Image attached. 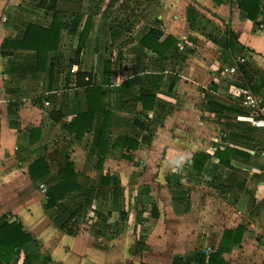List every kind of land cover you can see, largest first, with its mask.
Segmentation results:
<instances>
[{"label": "crops", "instance_id": "crops-1", "mask_svg": "<svg viewBox=\"0 0 264 264\" xmlns=\"http://www.w3.org/2000/svg\"><path fill=\"white\" fill-rule=\"evenodd\" d=\"M104 1L108 14L89 9ZM104 1H64L79 6L73 20L57 0L66 26L44 58L16 42L54 12L0 0V225L32 237L8 264H264V0L253 17L242 0ZM146 35L161 55L140 43ZM78 71L108 113L80 136ZM242 85L259 95L256 112L234 91ZM65 181L63 196L50 193Z\"/></svg>", "mask_w": 264, "mask_h": 264}, {"label": "trees", "instance_id": "trees-1", "mask_svg": "<svg viewBox=\"0 0 264 264\" xmlns=\"http://www.w3.org/2000/svg\"><path fill=\"white\" fill-rule=\"evenodd\" d=\"M56 1L57 0H39L38 2L39 6L45 7L54 12L52 23L49 28L41 27L36 24H29L24 38L21 41L16 42V46L18 48L36 50L38 56L44 58L47 56L48 52L57 49L60 30L61 28L65 27L66 24L58 20V15L56 11ZM258 3L259 0H242L240 2V7L244 10H247L252 5V8H254L252 9V12L249 9L247 11H248V16L253 17L258 8ZM87 34H88V23L86 22L78 39V46L75 51L76 62L80 56L81 48ZM151 40H152L151 36L146 35V37H143L140 40V43L143 46L148 47L157 54L161 55L164 51L158 49L155 45H152L150 43ZM105 74L108 75V70H105ZM85 77H87V80H84ZM76 84L78 86H82L85 88V94L87 99V111L78 114L72 123V131H74L77 136H80L85 129L90 127L92 118L96 111L103 110L106 112V108L104 106V100H103L105 94L103 91H101L99 86L92 84L91 76L88 73L78 71L76 73ZM100 103H102L103 106H101ZM107 115L108 113L106 112V117ZM105 126H106V119L104 120L100 137L104 132ZM196 158L201 159L200 164L198 166V171L200 172L207 156L204 154L197 155ZM69 184L70 183L67 181L61 182L60 184L53 187L50 190V193L51 191L53 193L59 192L60 193L59 197L63 196L64 192L70 190ZM57 198L58 197L55 196L53 197L49 196L46 205L51 206L55 204ZM224 237L232 240L234 239L235 241H238L240 239V235L236 237L234 236L232 231L229 230L224 232ZM31 240H32L31 235L22 229V226L19 222L12 221V222H4L3 224H1L0 225V262L2 264H8L14 249L16 247H21L26 245ZM31 259L32 256H26L22 264H30Z\"/></svg>", "mask_w": 264, "mask_h": 264}, {"label": "rangeland", "instance_id": "rangeland-1", "mask_svg": "<svg viewBox=\"0 0 264 264\" xmlns=\"http://www.w3.org/2000/svg\"><path fill=\"white\" fill-rule=\"evenodd\" d=\"M64 1H66V0H61V2H60V9H62V10H60V11H62V14L64 13V14H66V15H69V17H72L73 18V20H75V18L79 15L78 13H79V11L77 10V7H79L78 5H72L73 7H70L68 10H67V8H66V5H65V7H63L64 6V4L63 3H65ZM75 1H77V0H75ZM79 1H82V0H79ZM102 1H104V0H102ZM110 5H108L107 4V2H105L104 1V5H102V6H98L97 8H96V6H90L89 7V9H92V10H95V11H97V12H103V13H105V14H108V9L110 8L109 7ZM88 8V6H85V9L84 10H86ZM114 9H117V11H118V14L120 15V16H123L126 12L124 11V7H122L120 4H118V6H116V8L114 7ZM133 9H135V7H127V10L129 11H133ZM130 11H129V13H130ZM123 14V15H122ZM126 15V14H125ZM123 17H121L120 18V20H119V22H121V26L123 25V24H125V22L123 21ZM118 22V21H117ZM75 25V24H74ZM118 27H120L119 25H117ZM71 27H73V25L71 26ZM108 47V50L110 49V51H111V49L113 48H115L114 47V44H111L110 46H107ZM115 49H117L116 50V54H117V57H120V58H125V54H124V50L122 49V50H120V48H115ZM120 51V52H119ZM71 57H72V54H69ZM69 55H67V54H65V55H63L62 57H61V61L62 62H65L67 59H65V57H67V56H69ZM70 57V60L71 61H73V59L74 58H71ZM58 58H60V56H58Z\"/></svg>", "mask_w": 264, "mask_h": 264}, {"label": "built area", "instance_id": "built-area-1", "mask_svg": "<svg viewBox=\"0 0 264 264\" xmlns=\"http://www.w3.org/2000/svg\"><path fill=\"white\" fill-rule=\"evenodd\" d=\"M234 71H236L235 66H229L227 68H224V72L226 73H233ZM234 91L237 94L241 95L242 104L248 107L251 112H256L259 109L261 99L259 95L254 94L248 86L242 85L240 87L235 88ZM252 123L256 126L262 125L259 120H252Z\"/></svg>", "mask_w": 264, "mask_h": 264}]
</instances>
